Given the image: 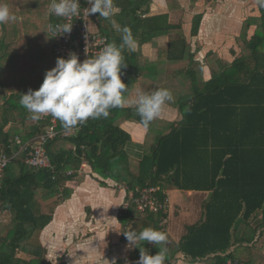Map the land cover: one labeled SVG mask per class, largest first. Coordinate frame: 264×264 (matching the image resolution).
Listing matches in <instances>:
<instances>
[{"label": "trees", "instance_id": "16d2710c", "mask_svg": "<svg viewBox=\"0 0 264 264\" xmlns=\"http://www.w3.org/2000/svg\"><path fill=\"white\" fill-rule=\"evenodd\" d=\"M50 2L0 0L16 15L14 22L0 25V143L6 144L16 135L25 141L50 124L51 116H45L25 127L26 121L32 120L19 104L21 94L38 89L45 71L55 66L53 40L51 44L45 40V28L52 19L48 15L47 24L43 22ZM114 2L119 11L110 19L98 13L95 16L103 23L100 31L108 43L121 42L117 25L128 26L136 40L134 51L123 52L127 66L121 70V79L128 86L126 99L136 86L146 92L168 88L175 102L166 105L177 109L179 118L168 121L158 117L145 127L147 135L139 145L136 172L131 170L127 148L132 139L121 125L128 120L142 123L135 106L129 104L112 109L106 119H89L73 136L52 140L47 148L53 170L33 169L22 159L12 161L0 178V210L11 216L8 223L0 225V264H29L17 259L15 251L22 240L51 220V215L35 211L36 198L59 190L67 198V185L84 162L99 177L124 186L128 192L146 186L161 191L208 192L202 220L188 227L180 243L191 259L222 264L234 259V253L228 252L231 246L251 243L262 234L264 8L256 4L258 14L244 19L234 38L237 51L231 49L233 59L228 61L213 50L199 59L181 23H170L167 13L149 15L152 0ZM166 2L169 10L180 7L177 0ZM202 19L203 12L192 16L191 37L198 35ZM161 36H168L169 41L157 47V60L151 62L141 48ZM39 50L44 57L38 64ZM49 53L54 63L49 62ZM10 123L15 125L7 128ZM58 124L61 128L60 121ZM69 170L70 175L66 173ZM160 216L129 205L118 220L122 231L134 218H146L150 227L158 229Z\"/></svg>", "mask_w": 264, "mask_h": 264}, {"label": "crops", "instance_id": "0c3cea01", "mask_svg": "<svg viewBox=\"0 0 264 264\" xmlns=\"http://www.w3.org/2000/svg\"><path fill=\"white\" fill-rule=\"evenodd\" d=\"M177 1L180 7L176 10H169L166 0H152L149 15L167 13L170 23H181L187 40L192 44V49L195 50L197 46L196 49L200 53V58H203L210 49H215L212 48V45L214 42H218L216 46L214 45L216 52L219 51L221 58L231 61L232 59L230 60L227 54L232 56L231 49L236 47L234 38L238 31L236 29V21L239 18L240 11L238 9L241 8V2L226 0L227 4L222 7L219 6L215 16L212 6L206 9L207 13L200 11L203 12V19L199 29L200 35L198 33L199 38H197L198 35L196 37L190 36L191 19L196 12L194 14L190 13L189 19L184 22L186 0ZM190 1L192 2V0ZM209 1L213 2L212 0ZM201 3L200 0L194 1L196 8ZM213 33L218 34V37L210 43ZM204 34L207 35V40H209L206 45L201 43L200 40L201 37L203 39ZM221 39L224 43H228L229 51L227 52L229 53L224 52V55L220 54V50H224V48L218 50ZM168 41V36H161L154 39V44H144L141 48L143 56L151 62L156 61L158 56L157 47L166 45ZM36 54L37 60H35L39 64L44 56L40 50L36 51ZM49 56L53 58L51 53H49ZM196 56L198 57V54ZM49 62H52L50 57ZM137 89H139L138 86L133 89L128 100L135 99ZM168 107L170 106L165 105L159 117L166 119L165 115L168 114ZM177 113L178 111L173 114L174 119L166 120H177L175 119L179 118ZM33 122L26 121L25 127H28ZM14 125L10 123L7 128ZM121 128L131 136L132 144L127 148L130 157L134 159V166H131V170L136 172L139 161V145L144 143L147 129L142 124L130 120L122 123ZM67 187L69 188V196L67 198H63L64 193L62 190L51 193L50 198L46 196L44 197L46 199L36 198L35 211L51 215V220L43 229L32 232L20 242V247L15 251V257L29 264H111L113 258L116 259V264H126V262L127 264H134L139 259V249L126 248L127 241L121 232L122 228L118 220L123 203L126 201L124 187L110 179H102L92 171V168L86 162L81 164L76 177ZM174 191H176L175 195H178L179 192L185 193L187 201H189L187 209H189L190 215L179 220L180 222H172L169 219L171 207L168 194ZM164 192L169 206L168 222L163 227V231L168 235L167 264H209L205 259H191L180 249V243L185 237L188 227L202 220L203 204L207 200L209 193L175 188H169ZM199 194H202L203 201L201 205L202 211L197 214V212L193 211L195 207L190 201L195 197L194 195ZM184 206L183 202L178 207L182 208ZM176 209L179 208H176V206L173 208L174 215H176ZM10 219L9 212L0 210V225L8 223ZM150 226L151 223L148 219L134 218L133 228L137 231ZM261 231L262 234L255 241L235 244L231 246L228 252H233L234 258L245 260L251 264H264V227ZM144 247L149 250L150 254H155L158 251V248L148 242L144 243ZM212 256L210 255L209 257Z\"/></svg>", "mask_w": 264, "mask_h": 264}, {"label": "clouds", "instance_id": "9594fccd", "mask_svg": "<svg viewBox=\"0 0 264 264\" xmlns=\"http://www.w3.org/2000/svg\"><path fill=\"white\" fill-rule=\"evenodd\" d=\"M260 8H264V0H255ZM90 7L86 13H98L103 19H110L119 8L114 0H86ZM80 0H51L47 14L57 18L70 20L79 16ZM16 15L6 3H0V25L14 22ZM72 22L63 24H49L47 31L54 37L70 33ZM121 33V42L107 43L94 57L83 61L75 53L67 58L57 57L55 66L46 70L43 81L38 89H29L21 94L19 104L29 113V119L35 122L45 116H51L60 121L65 130L78 129L89 119H106L114 108H123L125 104L134 105L140 122L149 127L157 119L166 104L174 103L175 98L168 88H157L151 92L137 89L133 100L126 99L128 86L121 79L125 49L134 51L136 40L128 26H116ZM190 109L185 108L188 112ZM125 236L126 248H138L139 259L134 264H167L168 235L165 231L144 227L137 231L131 225L121 231ZM148 242L158 248L155 254H150L144 247ZM111 264H116L113 258ZM127 264V262H126Z\"/></svg>", "mask_w": 264, "mask_h": 264}, {"label": "built area", "instance_id": "2783aa9c", "mask_svg": "<svg viewBox=\"0 0 264 264\" xmlns=\"http://www.w3.org/2000/svg\"><path fill=\"white\" fill-rule=\"evenodd\" d=\"M81 11L79 16L73 17L70 20L50 16L52 24H63L72 22V30L70 33L56 35L53 37V55L56 62L57 57L67 58L70 53H75L80 61L97 55L103 47L108 43L107 36L98 30H93V26L97 24L95 14L86 13V8L90 7L86 0H80ZM58 120L51 117L50 124L45 130L25 141L21 140L20 136L16 135L6 144L0 143V178L5 168L16 160L22 159L23 163L36 170H53L54 166L51 162L48 153V144L57 137L68 138L75 135L78 129L65 130L63 127H58ZM68 175L72 171L66 172ZM124 187V186H123ZM126 191V201L123 203L122 210L128 208L129 205L135 206L139 212H154L160 213L159 228L163 227L168 222V199L164 191H161L157 186H146L136 188L134 191ZM134 220L128 222L125 230L131 225L133 227ZM222 264H251L245 260L237 258H229Z\"/></svg>", "mask_w": 264, "mask_h": 264}, {"label": "rangeland", "instance_id": "374dc122", "mask_svg": "<svg viewBox=\"0 0 264 264\" xmlns=\"http://www.w3.org/2000/svg\"><path fill=\"white\" fill-rule=\"evenodd\" d=\"M194 1L195 0H192V2L190 1V0H186V10H185V16H184V19H183V21L185 22V20H187V19H189V14L191 13V14H194L195 12L197 13V11H198V13L200 12V11H207L206 9L209 7V6H212V8H213V13H214V16H215V14L217 13L216 11H217V8L219 7V6H225L227 3H226V0H216V1H213V2H211V1H209V0H200L202 3L200 4V6L199 7H195V5H194ZM197 1H199V0H197ZM232 2H234V1H236V2H241V8H239L238 9V11H240L239 12V18L237 19V23H236V29L238 30L237 31V34H239V32H240V28H241V26H242V23H243V21H244V19L246 18V17H248V16H253V14L254 15H257L258 14V12H257V9H256V2H255V0H231ZM192 3V4H191ZM221 10H222V8H221ZM39 11H41V10H39ZM193 11V12H192ZM207 13V12H206ZM47 18L49 19V16H48V14L46 13V12H44V15H43V22H45L46 21V24H47V22L49 21H47ZM98 22H97V24H95V26H93L92 25V23H91V27H92V29L93 30H98V29H101V27H102V25H103V23H102V21L100 20V18H98V20H97ZM46 26H48V24L46 25ZM45 30H46V33H45V31H44V33H45V35H46V38H45V40H46V42H49V44H51V42H52V40H53V37H49V36H51L52 34H51V32H48L47 31V27L45 28ZM218 33V32H217ZM236 34V33H235ZM199 35H200V33H199ZM199 35H198V37L197 38H199ZM217 35V36H216ZM233 36V35H232ZM216 37H218V34H215V33H213V35H212V37L210 38V43H211V41H213ZM207 35L206 34H204L203 35V39H202V37H201V43H204V45H206L208 42H209V40H207ZM205 41V42H204ZM48 44V45H49ZM216 44H218V42H214V44L212 45L213 47L212 48H215V49H213V51H216V47H214V45L216 46ZM227 45H228V43L227 42H223L222 41V39L219 41V45H218V50H220V48H224V50H220L221 51V53L220 54H222V55H224V52H226V53H229V52H227V51H229L228 50V47H227ZM235 46V45H234ZM196 48H197V46H196ZM195 48V50H197ZM234 48V47H233ZM226 49V50H225ZM235 49H236V47H235ZM210 50H212V49H210ZM236 51H237V49H236ZM217 53V55L219 56V51H217L216 52ZM197 54H198V58L199 59H201L200 58V53H199V51L197 50ZM227 56L228 57H230V60L231 59H233V55L232 56H230V54H227ZM50 58H51V61H52V63H54V61H53V58L51 57V56H49ZM204 57V56H203ZM220 57V56H219ZM209 74H210V71H209V73H206V76H205V78H207V77H209ZM173 110H175V111H173ZM177 111H176V109L175 108H172V107H168V114H166L165 115V118L166 119H174L173 118V114L174 113H176ZM177 115L179 116V114L177 113ZM175 119H178V117L177 118H175ZM133 158H131L130 157V163H131V166H134L133 164H134V162H133ZM51 194V193H50ZM50 194H47L46 195V197L47 198H50ZM176 194V191H174V192H169V194H168V197H169V205H170V207H171V209H170V218L169 219H171L172 220V222H175V221H178V222H180L179 220H181V219H183V218H187V216H189L190 215V213H189V209H187V204L189 203V201H187L188 199L186 198V195H185V193H183V192H179V194L178 195H175ZM195 197H193V199H191L192 201H190V203L195 207L194 208V210L193 211H195V212H197V214L199 213L200 214V212L202 211L201 210V205H202V201H203V196H202V194H199V195H194ZM45 197V196H44ZM44 197H42L43 199H46V198H44ZM186 200V201H185ZM184 202V205L186 206V208H185V206L184 207H182V208H180V207H178L181 203H183ZM175 206H176V208H179V209H176V215H174L173 214V208H175ZM172 212V213H171ZM189 213V214H188ZM4 216V215H3ZM193 219V218H192ZM191 219V220H192ZM194 221V220H193ZM196 221V220H195ZM2 230V229H1ZM4 234V233H3Z\"/></svg>", "mask_w": 264, "mask_h": 264}]
</instances>
